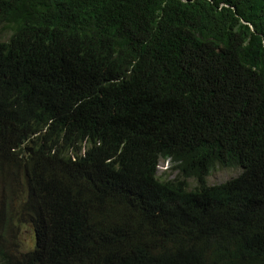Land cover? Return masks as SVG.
I'll use <instances>...</instances> for the list:
<instances>
[{
  "label": "trees",
  "instance_id": "16d2710c",
  "mask_svg": "<svg viewBox=\"0 0 264 264\" xmlns=\"http://www.w3.org/2000/svg\"><path fill=\"white\" fill-rule=\"evenodd\" d=\"M0 264H264V0H0Z\"/></svg>",
  "mask_w": 264,
  "mask_h": 264
},
{
  "label": "rangeland",
  "instance_id": "374dc122",
  "mask_svg": "<svg viewBox=\"0 0 264 264\" xmlns=\"http://www.w3.org/2000/svg\"><path fill=\"white\" fill-rule=\"evenodd\" d=\"M5 35V34H4ZM8 38V36H7ZM242 174V169L240 168H217L212 171L210 176L205 179L208 186H216L227 183L228 181L238 178ZM158 178L161 181H171L180 177L179 171L175 168L171 162L161 160L158 169ZM198 184L196 179L188 180V186L191 190ZM20 239L13 243V246L22 245V250L24 252L29 251L35 246V235L31 229L25 228L21 229ZM25 241V242H24Z\"/></svg>",
  "mask_w": 264,
  "mask_h": 264
},
{
  "label": "clouds",
  "instance_id": "9594fccd",
  "mask_svg": "<svg viewBox=\"0 0 264 264\" xmlns=\"http://www.w3.org/2000/svg\"><path fill=\"white\" fill-rule=\"evenodd\" d=\"M161 160H164V159H161ZM161 160H160V161H161ZM165 161H168V162H171V163H172V161H171L170 159H169V160H165ZM159 164H160V163H159ZM158 169H159V168H158ZM189 180H190V179H189Z\"/></svg>",
  "mask_w": 264,
  "mask_h": 264
},
{
  "label": "bare ground",
  "instance_id": "6f19581e",
  "mask_svg": "<svg viewBox=\"0 0 264 264\" xmlns=\"http://www.w3.org/2000/svg\"><path fill=\"white\" fill-rule=\"evenodd\" d=\"M24 242H25V241H24ZM18 246H19V245H18ZM18 249H20V248H18ZM18 249H17V250H18Z\"/></svg>",
  "mask_w": 264,
  "mask_h": 264
}]
</instances>
